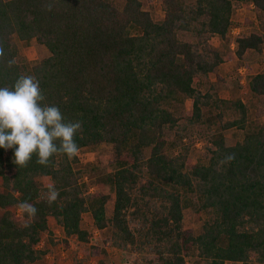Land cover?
<instances>
[{
	"label": "trees",
	"instance_id": "obj_1",
	"mask_svg": "<svg viewBox=\"0 0 264 264\" xmlns=\"http://www.w3.org/2000/svg\"><path fill=\"white\" fill-rule=\"evenodd\" d=\"M160 1L155 21L140 0H0V44L16 61L0 62V87L34 75L46 103L82 122L79 151H114L111 171L95 180L109 192L90 194L91 171L77 156L57 154L45 167L34 155L19 167L14 149L0 148V264L42 260L44 236L55 245L50 220L65 246L75 238L97 264H264V73L247 78L252 119L240 99L219 96L221 78L212 80L231 57L263 51L264 0ZM246 6L257 25L232 38L233 15ZM214 36L224 52L211 47ZM15 37L50 55L28 62ZM232 129L244 136L227 144ZM195 139L204 140V157L191 164ZM49 186L59 192L52 204ZM23 201L35 217L18 207ZM184 204L205 217L197 235L184 226ZM87 213L119 256L107 260L90 244Z\"/></svg>",
	"mask_w": 264,
	"mask_h": 264
},
{
	"label": "rangeland",
	"instance_id": "obj_2",
	"mask_svg": "<svg viewBox=\"0 0 264 264\" xmlns=\"http://www.w3.org/2000/svg\"><path fill=\"white\" fill-rule=\"evenodd\" d=\"M140 2L142 3L143 9L149 11L155 21L162 19L163 11L160 0H140ZM233 22L235 25L230 32L232 38L239 36L241 33L248 32L252 28L251 26L257 25L253 7L246 6L238 9L233 15ZM15 43L18 46L20 55L23 58H26L28 62H38L50 55L48 50L44 46L38 44L35 40H31L29 43H24L15 37ZM210 45L216 51H225L223 43L216 36L211 38ZM233 48L234 44L231 43L230 49L232 50ZM259 72L264 73V49L261 54H247L241 61L231 57V59L215 70L212 80L217 81L218 77L221 78L224 82L217 81V91L219 96L224 99H240L248 106L249 115L252 119L255 112L253 105L256 103V98L248 89L247 78L248 76ZM185 105L186 108L189 109L190 102H186ZM243 136V132L235 129L225 132L227 144L232 143L234 140H240ZM192 143L193 145L189 155L191 164L204 157V140L195 139L194 141L192 140ZM76 156L82 168L91 171L89 174L91 177H84V181L89 186V193L92 194L100 192L101 190H103L104 193H108L109 190L107 186L100 187L99 189L96 188L97 182L95 180L97 179L96 177L100 176L102 173L111 171V164L114 158L112 145L101 144L93 151H79ZM111 208L112 202L110 201L107 204L108 215H110ZM183 208L184 226L192 229L196 235L199 234L205 218L204 215H196L186 204L183 205ZM49 226L53 232L55 245L47 243V237L44 236L42 242L46 243L49 253L35 264H97V259L88 254L84 246L78 243L75 238L69 239L68 246H65L62 243L64 238L62 230L56 226L52 220H50ZM83 226L91 231L92 235L90 238V244L101 246L105 249L107 260L111 259L112 256H119V253L114 251L108 245L103 244L104 235L102 232L92 228V221L90 214L88 213L83 216ZM114 264H122V262L119 261ZM187 264L191 263L188 262Z\"/></svg>",
	"mask_w": 264,
	"mask_h": 264
},
{
	"label": "clouds",
	"instance_id": "obj_3",
	"mask_svg": "<svg viewBox=\"0 0 264 264\" xmlns=\"http://www.w3.org/2000/svg\"><path fill=\"white\" fill-rule=\"evenodd\" d=\"M0 62L11 68L15 59H8L3 44H0ZM82 132L81 121H65L56 105L46 103V96L40 81L34 75H20L12 87H0V148L14 149L13 163L27 167L32 157L47 167L57 154L69 159L78 154L75 141L77 133ZM234 159V154L226 157ZM59 196L54 186L45 193L47 203L52 204ZM18 207L30 217H35L37 208L28 201L20 202Z\"/></svg>",
	"mask_w": 264,
	"mask_h": 264
}]
</instances>
